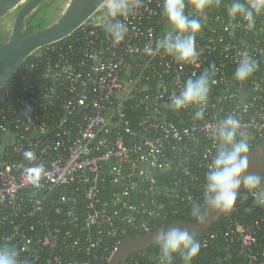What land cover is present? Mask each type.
Here are the masks:
<instances>
[{
  "label": "built area",
  "instance_id": "1",
  "mask_svg": "<svg viewBox=\"0 0 264 264\" xmlns=\"http://www.w3.org/2000/svg\"><path fill=\"white\" fill-rule=\"evenodd\" d=\"M231 3L220 0L198 17L196 64L145 52L171 30L162 0H142L119 45L104 32L102 5L24 60L0 85V242L17 247L27 264H107L124 236L165 224L202 197L214 152L209 130L221 117H239L251 151L264 137V14L249 24L229 15ZM243 52L258 68L241 82L234 72ZM213 63L203 120L193 119L192 107L166 106ZM27 150L35 160L25 159ZM29 169L40 170L39 187ZM249 200L238 198L224 214L227 264H264V210H242ZM217 237L207 231L199 241L205 247Z\"/></svg>",
  "mask_w": 264,
  "mask_h": 264
},
{
  "label": "clouds",
  "instance_id": "2",
  "mask_svg": "<svg viewBox=\"0 0 264 264\" xmlns=\"http://www.w3.org/2000/svg\"><path fill=\"white\" fill-rule=\"evenodd\" d=\"M195 14L186 13L185 0H162V14L171 25V30L156 40L155 46H147V54L161 51L175 61L196 64L199 52L196 36L202 28L201 17L205 10L220 0H190ZM106 13L103 25L106 36L116 46L122 43L129 31V19L135 16L142 0H101ZM232 17L240 16L251 22L255 16L264 14V0H232L228 8ZM258 68L257 61L247 52L241 54L234 72L237 81H246ZM218 72L213 63L199 75L185 80L178 92H173L167 107L175 111L192 107L195 109L193 119L203 120L212 85L213 77ZM214 142V152L206 166L203 176L202 197L189 199L188 214L201 224L206 222L210 211L231 212L238 198L251 195L257 205L264 206V178L248 171L249 135L235 113L221 117L209 130ZM25 159L35 160L34 153L27 150ZM31 182L39 187L40 170H28ZM245 190L243 196L241 188ZM158 246V264H175L179 257L181 264H193L199 256L201 243L194 233L186 228L167 225L160 229L155 238ZM0 264H27L21 258L20 251L11 243L0 242Z\"/></svg>",
  "mask_w": 264,
  "mask_h": 264
},
{
  "label": "water",
  "instance_id": "3",
  "mask_svg": "<svg viewBox=\"0 0 264 264\" xmlns=\"http://www.w3.org/2000/svg\"><path fill=\"white\" fill-rule=\"evenodd\" d=\"M22 0H0V18L8 13ZM42 0H28L17 14L13 32L8 38L0 41V85L14 74L24 60L36 50L68 37L80 25L85 23L103 5L101 0H72L68 11L48 26L26 32L35 14L31 11ZM248 171L264 178V137L259 139L248 154ZM225 213L210 211L206 222L201 224L195 220H174L140 235L124 236L116 245L107 264H120L128 257L145 251L155 243L157 232L167 225L186 228L199 236L218 222Z\"/></svg>",
  "mask_w": 264,
  "mask_h": 264
},
{
  "label": "trees",
  "instance_id": "4",
  "mask_svg": "<svg viewBox=\"0 0 264 264\" xmlns=\"http://www.w3.org/2000/svg\"><path fill=\"white\" fill-rule=\"evenodd\" d=\"M65 39V38H64ZM35 60L34 55H29L26 58V62ZM16 76L13 75L12 79ZM240 207L242 210L249 209L250 211L253 210L254 213L262 212L264 210V206L257 205L254 200H249L247 202H241ZM192 220L194 221L188 214V208L184 211L183 214H180L168 222L174 220ZM164 223H156L153 224L151 230L156 229L162 226ZM227 229V224L225 220V216H223L218 222L213 224L209 229L208 232H217L218 237L213 239L208 246L202 247L200 250L199 256L193 261V264H227L228 262V254L225 243L222 241V234ZM202 235L196 236L198 240H200ZM234 258L235 256L232 255ZM128 261L132 260L133 264H158V246L154 244L152 247L148 248L145 251L139 252L127 258ZM106 264V263H101ZM175 264H181L179 257L176 258Z\"/></svg>",
  "mask_w": 264,
  "mask_h": 264
},
{
  "label": "rangeland",
  "instance_id": "5",
  "mask_svg": "<svg viewBox=\"0 0 264 264\" xmlns=\"http://www.w3.org/2000/svg\"><path fill=\"white\" fill-rule=\"evenodd\" d=\"M27 1L22 0L0 18V41L8 38L13 32L17 14ZM71 3L72 0H42L32 9L31 14L35 15L31 19L29 27L26 28V32L30 33L53 23L68 11ZM35 53H38V50Z\"/></svg>",
  "mask_w": 264,
  "mask_h": 264
},
{
  "label": "flooded vegetation",
  "instance_id": "6",
  "mask_svg": "<svg viewBox=\"0 0 264 264\" xmlns=\"http://www.w3.org/2000/svg\"><path fill=\"white\" fill-rule=\"evenodd\" d=\"M30 23H31V21H30Z\"/></svg>",
  "mask_w": 264,
  "mask_h": 264
}]
</instances>
